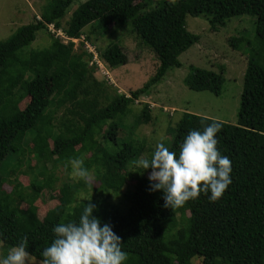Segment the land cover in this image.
Instances as JSON below:
<instances>
[{
	"label": "trees",
	"instance_id": "obj_1",
	"mask_svg": "<svg viewBox=\"0 0 264 264\" xmlns=\"http://www.w3.org/2000/svg\"><path fill=\"white\" fill-rule=\"evenodd\" d=\"M73 1L48 0L39 19L0 42V166L8 156L27 151L39 167V176L45 177L42 171L53 172L59 163L88 155L85 168L99 182L97 191L105 195L77 202L85 183L65 184L59 189V204L44 216L49 219L42 220L34 204L44 190L51 193L54 177L42 184L33 178L31 194L25 199L16 178L12 191L6 193V177L23 164L14 157L12 170H7L5 178L0 175V242L11 248L25 238L28 252L40 262L42 250L54 239L53 227L78 220L84 204L92 203L93 215L110 223L121 237L122 250L128 254L124 264H192L193 258H200L201 264H264V0H88L63 22ZM203 15L212 31L224 27L230 18L251 16L259 47L248 52L236 124L215 120L220 124L217 148L231 161V184L215 202L202 193L182 207L166 208L162 192L149 190L148 177L133 173L143 144L130 135L119 143L117 135L131 106L169 68L180 67L178 57L199 41L187 31L186 17ZM48 26L68 42L54 38ZM120 26L130 28L159 61L151 82L128 96L117 93L104 77L95 78L96 69L89 64L92 55L84 49L87 44L97 48L92 36ZM39 31L46 32L51 43L43 50L30 49ZM69 39L79 40L80 52L73 50ZM244 42L243 37L229 40L233 49ZM96 52L110 69L127 62L116 43ZM190 71L184 79L187 88L221 93L222 73L195 67ZM59 108H65V119L56 125L54 113ZM144 120L150 121L148 105H143L134 124ZM212 121L183 113L171 132L169 150L179 155L187 132L202 131ZM108 142L119 143L117 150L109 149ZM129 181L135 185L126 187ZM122 191L124 207L108 201L109 193ZM13 194L25 203V210L13 205ZM166 224L175 231L168 241L164 239Z\"/></svg>",
	"mask_w": 264,
	"mask_h": 264
},
{
	"label": "rangeland",
	"instance_id": "obj_2",
	"mask_svg": "<svg viewBox=\"0 0 264 264\" xmlns=\"http://www.w3.org/2000/svg\"><path fill=\"white\" fill-rule=\"evenodd\" d=\"M86 1L88 0H74L68 8L63 22H68L71 14ZM47 2L48 0H0V42L9 38L21 26L33 22L34 18L39 19ZM254 21L255 19L248 15L233 17L226 22L224 27L212 31L207 23L206 16H187L185 20L186 29L191 34L198 36L199 41L178 57L180 67L169 68L163 78L158 83L151 85L146 94L131 106L130 113L123 118V128L120 129L117 135L118 142L120 143L127 135L132 136L131 138L134 141L143 144L144 151L142 155L148 158L150 150L155 149L157 141L162 142L166 147L170 146L171 132L185 112L219 122L236 124L248 52L257 51L259 47L254 31ZM47 29L49 33L53 34L54 38L60 37L63 44L68 42V38L52 26H48ZM87 30L88 28L85 29V31ZM233 37H243L245 42L238 49H233L229 43V40ZM92 39L100 50L107 48L111 43H116L127 57L125 64L110 69L98 60L97 48L88 44L87 48L84 47L92 55L89 64L96 69L95 78L101 81L104 77L108 84L116 89L117 93L128 96L132 91L149 84L154 78L159 67V61L151 48L142 44L138 37L130 31V28L125 26L113 28L97 38L92 36ZM69 40L73 43V50L77 53L80 52L79 40ZM50 43V36L44 31H39L36 34V40L31 43L30 49L43 50L48 48ZM190 67L222 73L221 93L216 96L208 91L195 92L187 88L184 79L191 74ZM27 102V99L24 100L20 107L23 108ZM143 105H148L150 121L144 120L136 125L134 123L140 116ZM64 110L65 108H59L55 111L54 123L56 125L60 120L65 119L63 118ZM51 111H54V107ZM103 130L105 132L107 126ZM28 138L31 140V136H28ZM92 139L95 143L99 140L96 137ZM105 145L109 149L117 150L118 148L117 145L109 142ZM27 146L32 147L30 143H27ZM19 153L21 151H18L17 155L8 156L0 166V175L5 178L7 170H12L14 157L21 159L23 162L14 175L6 177V184L3 189L6 193H10L16 178L21 185L18 190L25 199L31 194V181L33 178L38 179L42 184L54 177L51 193L42 190L43 192L34 204L37 207V215L40 219L59 204V189L65 184L78 183L79 181L85 183L77 195V202L91 200L92 198L99 199L105 195L104 192L97 191L99 182L94 180V176L91 174H89L87 182L73 175L69 161L59 163L53 172L48 170L50 168H46L47 171H42V175L45 177H41L38 174L40 170L33 155L28 154L27 151L22 152V156ZM87 157L89 156L83 154L79 157L83 161L84 167ZM133 173L137 176L145 175L148 177V173L142 168L135 167ZM129 184L135 185V181H129L126 187H130ZM123 196L124 191L116 195L109 193L108 201L114 205L124 207L126 200ZM11 199L16 208L20 210L27 208L25 203L18 199L16 195L13 194ZM49 218L46 216L42 220ZM164 228V239L168 241L175 231H170L167 224L164 225ZM8 249L6 245L0 242V256L6 255ZM200 261V258H193L191 263L201 264ZM31 264H40V262L32 258Z\"/></svg>",
	"mask_w": 264,
	"mask_h": 264
},
{
	"label": "clouds",
	"instance_id": "obj_3",
	"mask_svg": "<svg viewBox=\"0 0 264 264\" xmlns=\"http://www.w3.org/2000/svg\"><path fill=\"white\" fill-rule=\"evenodd\" d=\"M220 124L213 120L203 130L191 129L179 144V155L157 141L150 158L138 157L134 166L148 173L149 190L162 192L164 207H182L208 194L212 202L231 184V161L217 148ZM72 174L85 182L89 172L79 158L69 160ZM95 205L84 204L78 220L56 224L54 239L45 247L40 264H124L127 253L110 223L93 215ZM26 239L22 238L0 256V264H31Z\"/></svg>",
	"mask_w": 264,
	"mask_h": 264
}]
</instances>
